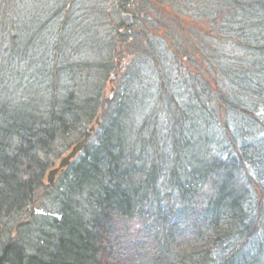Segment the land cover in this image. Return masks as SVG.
<instances>
[{
  "label": "trees",
  "instance_id": "16d2710c",
  "mask_svg": "<svg viewBox=\"0 0 264 264\" xmlns=\"http://www.w3.org/2000/svg\"><path fill=\"white\" fill-rule=\"evenodd\" d=\"M132 1L0 0V264H264V0Z\"/></svg>",
  "mask_w": 264,
  "mask_h": 264
},
{
  "label": "rangeland",
  "instance_id": "374dc122",
  "mask_svg": "<svg viewBox=\"0 0 264 264\" xmlns=\"http://www.w3.org/2000/svg\"><path fill=\"white\" fill-rule=\"evenodd\" d=\"M26 1L27 5L25 7V9L27 10L26 12V16H34L35 12H37L39 9H41L42 7H51V6H55V4H57L60 0H24ZM93 0H91L92 2ZM99 1V0H95V3ZM79 2H81V0H79ZM89 4V2H85V4ZM83 4V3H82ZM137 6H138V1L137 0H133L132 3H130V6H128L127 8L129 9V11L131 10V12H135L136 9H137ZM166 11V9L164 10ZM162 12L160 10H152V14H151V17H154L155 19L152 20V23H155L154 26H158V28H160V30L162 31V33L160 32H155V35L157 36H160V35H164L165 34V27L163 25H167L169 27V31L171 32H174L175 30L177 32H179V28H181V20L179 18V16H176L174 11L171 12L170 10L169 11H166V12ZM122 12H125V11H121L119 12V10L117 8H111L110 12H109V19H111L113 21V24L116 26V29H117V25L119 24V21L121 18V14ZM130 12V13H131ZM126 13H129V12H126ZM129 13V14H130ZM167 13V15H166ZM185 18V17H184ZM26 17H25V21H26ZM30 19V18H28ZM28 22V21H26ZM109 26H104L101 28V31L102 33L106 32L107 28ZM94 28H90L89 29V33L88 35H85L83 34L82 32V35L84 36L83 39H81V47L85 50V52H87L89 55L91 56H95L98 54V52L96 51L95 49V41H94V38H93V35L95 33V31L93 30ZM119 30V29H117ZM185 48H187V50L189 52L192 53V49L193 48H190L189 46H185ZM116 53H119V57L116 58L115 62L117 63V66H118V69L119 71L115 70L114 72L115 73H118V76H120L119 74L124 70H126L127 66L130 65V60L132 59L133 57V54L131 55L130 51H128L127 49H125L124 47L122 46H117L116 49H115ZM196 58V56H195ZM201 60L200 57L197 56L196 60ZM139 66V65H138ZM140 70V67H136V71L139 72L141 74V76L139 77V73L137 74L139 79L144 83V82H147L146 84L148 85H153L155 82H154V79H153V76H152V68H151V65L150 64H144L143 65V70L142 71H139ZM118 76L112 80V83H109V80L105 81V88H104V91H105V95H107L109 92H110V89L112 88V86L114 87V90L115 89H120V88H123V86L125 85L124 83V78H118ZM130 86H132V83L130 84ZM15 237V233L13 234V238Z\"/></svg>",
  "mask_w": 264,
  "mask_h": 264
},
{
  "label": "water",
  "instance_id": "95a60500",
  "mask_svg": "<svg viewBox=\"0 0 264 264\" xmlns=\"http://www.w3.org/2000/svg\"><path fill=\"white\" fill-rule=\"evenodd\" d=\"M121 17L123 21L126 23V25H131L133 21L131 13L129 14L126 12H122ZM117 76H118V73H114L110 77L109 83H112V80L115 79ZM113 92H114V87L112 86V88L110 89V92L108 93L110 99L113 97ZM100 123H101L100 116H98L95 120V125H100ZM95 125H92V127H90L89 129L90 133L94 131ZM85 143H86V138L83 137L81 141L75 143L72 146V148L70 149L68 153H66L64 156L61 157L60 162L55 167L51 168V170H49V173L47 176L48 183L52 184L54 182V179L56 175L59 173V171L71 163L72 158H74L79 152L83 150Z\"/></svg>",
  "mask_w": 264,
  "mask_h": 264
}]
</instances>
